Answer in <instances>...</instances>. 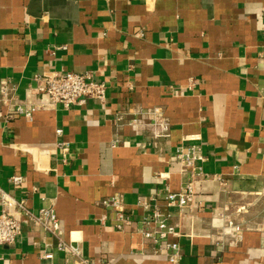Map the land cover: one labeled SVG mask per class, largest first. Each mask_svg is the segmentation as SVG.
I'll return each instance as SVG.
<instances>
[{"label":"crops","instance_id":"1","mask_svg":"<svg viewBox=\"0 0 264 264\" xmlns=\"http://www.w3.org/2000/svg\"><path fill=\"white\" fill-rule=\"evenodd\" d=\"M50 70L92 72L107 84L106 102L49 106L9 124L3 108L2 188L35 212L53 205L65 238L106 264H173L139 232V201L151 195L179 232L170 236L182 249L176 264H264V0H0V84L11 82L13 103L47 101L35 76ZM133 106L159 107L167 136L129 126ZM185 137L201 148L203 204L181 209L164 196L188 177L174 155ZM15 172L26 175L22 186L10 184ZM115 194L131 218L123 229L101 203ZM244 201L243 241L223 250L224 205L238 216ZM48 249L54 257L42 258ZM67 255L33 220L0 246V264H64Z\"/></svg>","mask_w":264,"mask_h":264},{"label":"built area","instance_id":"2","mask_svg":"<svg viewBox=\"0 0 264 264\" xmlns=\"http://www.w3.org/2000/svg\"><path fill=\"white\" fill-rule=\"evenodd\" d=\"M66 47V45L62 46V48ZM35 80L38 92L46 95L47 101L13 103V85L9 80H2L0 84V111L5 108L3 116L5 123L9 124L17 116L30 119L36 111L47 109L49 106L55 108L57 105H61L68 109L74 105L83 104L88 99H96L101 103H105L107 99V84L104 81L96 80L90 71L58 72L50 70L36 75ZM129 111V118L126 119L127 124L135 130L148 127L156 141L167 136L169 123L159 107L133 106L130 107ZM123 114L120 112L117 115V121L124 119ZM56 133L62 135L63 129L57 128ZM190 139L185 137L184 141L175 148V157L182 161L181 171L188 174V177L180 190L168 191L164 196L168 207L182 209L201 207L203 204L198 196L196 186L198 178L204 175L201 166L203 156L200 146L195 143H185ZM118 142L119 140L116 139L113 145ZM66 145L67 142L58 140L54 147L65 149ZM25 149L27 148L25 147ZM37 164L34 165L36 170L38 169ZM156 175L159 176L160 173L157 172ZM26 181V175L21 172H15L9 177V182L13 187L22 186ZM37 190L38 186L33 185L30 192ZM101 203L116 210L121 219V223L117 225L119 229H123L124 223L130 222V216L124 214V204L120 195L115 194L106 197L101 200ZM139 206L144 211L139 232L144 240L151 244L152 253L163 256L171 263L176 264L182 256V249L178 241L170 240V236L179 235L176 227L169 222L171 213L159 206L155 195L143 196L139 201ZM248 206L247 201L238 204L236 206L238 216H235L232 212L233 203L227 202L224 205L225 214L218 228L219 235L215 238L216 243L223 250L234 248L243 241L246 220L240 217V214L246 212ZM26 220L37 222L49 234L56 237L59 250L74 257L71 262L67 255L64 264H106L104 260L100 261L84 255L79 244L65 238V229L53 205L42 206L35 212L27 205L26 196H15L0 186V246L14 243L17 236L21 234L23 223ZM41 257L51 259L54 254L48 249L41 254Z\"/></svg>","mask_w":264,"mask_h":264}]
</instances>
